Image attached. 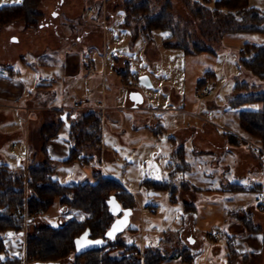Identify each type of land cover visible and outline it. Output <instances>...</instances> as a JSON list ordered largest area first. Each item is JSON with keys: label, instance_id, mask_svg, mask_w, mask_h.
I'll return each mask as SVG.
<instances>
[{"label": "rangeland", "instance_id": "1", "mask_svg": "<svg viewBox=\"0 0 264 264\" xmlns=\"http://www.w3.org/2000/svg\"><path fill=\"white\" fill-rule=\"evenodd\" d=\"M131 1L117 0L115 3L109 4V27L106 29H103L102 26H95L86 22L88 15L87 8L88 5L93 3V0L80 1L85 5L86 12H84L83 22L77 20L76 23H73L74 25L78 24L75 29L80 28V24H89L88 27L100 31L103 39L100 45L92 43L90 44L91 46H87L81 50L84 62L82 63V73L77 77L76 83L79 80L80 84L83 81L90 82L92 87L89 97L83 98L84 95L79 90L81 85L76 87L73 84L71 95L65 98V100L71 103L82 102L83 106L89 104L93 109L91 112H96L100 115L102 120L103 145L101 151L100 146L95 149H86L81 158L76 156L75 159H79L83 163L90 160L91 166L94 169L103 173L106 171V176L116 180L121 179L127 183L129 185L128 190L137 201V207L140 208L141 202L142 209H147L149 203H153L158 207L157 214L149 211L145 214L146 225L142 229H146V232L148 229L158 230L159 232L168 231L169 228L176 231L181 223L180 212L184 211V204L182 201H179L173 205L171 198L175 192L155 190L153 184L168 183L170 187L176 182H183L192 178L191 175H188V172L184 173L183 169L178 168V165L173 160L175 146L173 141L176 140L175 135L177 131H184L187 128L192 133L212 130L213 132H219L221 135V133L223 134L227 130L230 133L236 132L240 139H244L239 147L236 148L239 155H233L237 160L236 166L228 161V165L226 166H228L229 171H224L222 174L221 172H211L212 170L206 169V167H203L202 171L199 169L194 170V174L200 172L201 175L200 179L194 177V182L205 181L212 182L215 185L216 181L219 180L217 177H222V184L226 185L227 183L238 182L247 186L250 179L255 177L251 172H248L251 163L246 161L247 155L245 154H251L249 146L253 149L252 144H257L258 141L249 137L247 142V136L241 132L238 126V114L241 110H259L261 104L247 103L241 105L238 104V100L240 97H247L250 94L263 92L264 80H259L251 72L240 67L239 51L245 43L264 44V32L240 31L226 33L218 38H214L208 35V32H204L200 21L195 19L186 1L169 0L171 2L169 12L178 21L180 28L191 36V38L189 37L190 47L193 48L194 41H199L201 45L210 49L186 54L181 49L166 48L164 46V39L169 35L168 32L155 31L151 39L146 38L142 32L141 26L144 25V22L140 14L135 18L130 17L129 23L131 25L129 27L125 26L127 15L123 8L132 6ZM135 1L139 3L141 0ZM166 1L148 0L155 13L160 12L162 8L167 6ZM215 1L211 0L212 3ZM2 3L5 2L0 0V5ZM66 3L74 6L78 1L69 0ZM39 5L37 7L38 11ZM249 5L261 12L263 10L260 9H264V0H249ZM69 15H74V13H70ZM42 17L41 14V19L34 28H26L22 20L0 28V70L4 68L2 65L6 63H11L13 67L18 66L19 56L26 51L36 54L46 47L57 46L59 50L58 54L63 55L72 49L74 43L59 42L54 37L51 29L39 28V24L44 23ZM46 17L47 21L51 22V26L57 21L56 18L48 17V13ZM67 20L72 21L66 14H62V31L64 33L72 31V29H68L70 27L66 26L65 22H68ZM13 39H17V41L14 42ZM177 42L178 40L175 38L170 43L174 45ZM25 54L27 59L32 56V54L27 52ZM117 56L124 57L129 63L130 73L127 74L126 83L122 81V75H120L125 69V63L122 58H117L115 63L114 58ZM98 59L103 60L104 71L99 72V74L96 72L95 74L93 70L94 73L91 75L86 74L83 71L85 62L92 60L91 65L94 67V63ZM31 61L34 62L35 59L31 58ZM35 65L37 68L36 61ZM56 72H60L59 67H57ZM207 72H213L212 79H207ZM143 75L149 78L150 87L140 84L136 79L137 76L139 78ZM201 78L205 82L204 87H207L211 92L210 95L205 97H200L199 95L201 87L199 80ZM241 83H247L249 88L247 90H237V84ZM102 85L106 86V94L109 92L112 94L117 93V102L112 107L107 105L108 110H106V104L99 100ZM132 90L140 93L143 98V102L135 110L127 109L128 105L131 104L129 93ZM77 96L80 99L73 102V97ZM5 111V117H7L9 112ZM83 111V115L89 112ZM10 112L13 114V110ZM14 112L16 130L23 135L28 133L30 123L26 118L24 110H15ZM147 126H154L155 128L154 130H148ZM186 136L188 135L183 136L185 142L187 141ZM178 139H181V137ZM226 141L227 139L225 143H227ZM197 142L201 144L198 145ZM13 143L18 145V147L23 146L22 142L17 141H10L6 145L9 152H11L9 153V167L13 171L24 170L25 167L23 165L26 164V156L25 154H20L17 150L12 151L11 146ZM188 143H190L188 148L191 145L194 148V143L196 147L200 146L202 149H209L213 143H217V140L215 137H212L203 143L198 141L196 135H191ZM258 144V147L263 150V153H259L258 155L264 154V148L260 142ZM243 156L245 160L242 159ZM34 157L42 158L40 154H36ZM260 158L264 160V155ZM27 161L29 166L30 158H27ZM177 163L179 164V162ZM100 165L103 169L100 168ZM202 173L210 176H204ZM90 176L84 182H93V179H91L92 174ZM259 177L261 176L259 175ZM216 185L218 186V184ZM25 189H27L26 184ZM211 194L213 196L208 198L210 196L206 191L193 193V196L196 197L195 204L199 210L198 224L204 227L201 229V231H204V234H199L198 238L203 245H210V243L216 242L225 245L228 236L223 233L219 237H216V241L212 240L211 233L218 227L217 225H213L212 222L217 221L219 212L225 211L226 208L237 212L246 207H255L257 205L256 194L254 192L239 193L232 196L228 201L222 200L221 203L218 201L221 196L218 192L212 191ZM62 211L58 203L55 202L46 214L39 213L40 215L35 218L25 217V227L23 230L25 233H23V237L26 238L41 227H57L60 223L73 218V216L78 217L75 212L65 214ZM262 215L264 216V211L261 212ZM118 236V241L129 246L133 243L131 240L136 235L127 229L126 232L122 235L120 233ZM171 237L176 238L174 235H171ZM167 247L164 249H167ZM137 251L134 249L127 254L137 257ZM117 252L123 254L124 248L119 249ZM166 254L168 256V253ZM2 256L0 264H16L13 260L3 259ZM142 257L143 255L140 257L141 263L143 261ZM6 260L8 262H5ZM30 262L31 260L25 258L23 262L18 264H28ZM255 263H260V259H257ZM61 264H68V261H62Z\"/></svg>", "mask_w": 264, "mask_h": 264}, {"label": "crops", "instance_id": "2", "mask_svg": "<svg viewBox=\"0 0 264 264\" xmlns=\"http://www.w3.org/2000/svg\"><path fill=\"white\" fill-rule=\"evenodd\" d=\"M1 1L5 2L0 5L1 7L4 5L20 4L22 2V0H19V2H16V0ZM67 1L69 2V0H42L39 5V12L43 16L42 21H44V23H40L39 28L51 29L54 33V37L58 39L59 42L74 43L70 51L65 52L63 55H59L57 46L50 48L46 47L36 54L26 51L32 54L31 58L35 59L37 62V68L35 61L32 62L31 58L27 59L25 57L26 52L19 56L20 60L18 66L13 67L11 63L2 65L4 68L0 70V165L13 171L10 169L8 162L9 153L11 152H9L6 145L10 141L22 142V147H18V145L13 143L11 146L12 151L17 150L20 154L27 155V158H30V162H50L55 169L53 180L62 185L69 186L72 184L84 183L94 184L96 182L94 172L99 171L91 166L90 160L83 163L79 159H74L70 163H65L70 155L68 144L69 127L70 125L79 123L83 116V110H74V103L66 101L65 98L71 95L73 84H75L76 87L81 85L79 90H81V94L84 95L83 98L89 97L92 87L90 82L83 81V83L81 82L80 84L79 80L76 83L77 77L82 73V63L84 62L81 50L87 46H91L90 44L92 43L100 45L103 35L100 34L98 29L93 30L88 27L89 24H80L81 27L75 29L78 24L74 25L73 23H76L77 20L83 22L86 8L85 5L80 2L81 0H76L78 3L74 6L66 3ZM116 1L117 0H93V3L88 5L87 8L88 15L86 22L95 26H102L103 29L108 28V16L110 14L108 6ZM89 9H93V11L90 12ZM260 10L264 11L262 8ZM47 13L48 17L51 16L57 19L53 26H51V22L47 21ZM70 13H74V15H69ZM62 14H66V16L72 20H67L68 22L64 21L67 24L66 26L70 27L68 29H72V31H66L65 33L62 31ZM13 41L16 42L17 39H13ZM117 58H122L124 63L129 65L128 61L122 56L115 57V63ZM91 61L92 60H88L85 62L84 69L89 66L92 73L95 72V74L96 72L99 74V72L104 71L102 59L96 60L94 67L91 65ZM57 67H59L60 72H56ZM84 69L83 71H85ZM133 91L134 90L131 92ZM116 97L117 93L112 94L109 92L106 94V86L102 85L99 100L106 104V110H108L107 105L112 107L114 103L117 102ZM77 99L80 98L78 96L73 97V102ZM130 103L127 109L135 110L139 106L137 105L135 107L131 100ZM5 110L9 112L7 117H5ZM11 110H13V114L10 112ZM15 110H24L26 118L30 123L29 132L24 135L16 130ZM64 114L66 116L65 121L61 119ZM48 124L56 125L59 131L56 136L54 135V131L49 133V136L52 137L49 139L46 149L43 151V136L45 135L43 133V128ZM146 128L148 130H154L155 127L147 126ZM225 133L239 138L236 132L230 133L227 130H225L223 134L221 133V135L219 132H213L212 130L192 133V131L187 128L184 129V131H177L175 135L176 140L173 141L175 145L173 160L176 162V165H178V168L183 169L184 173L188 172V175L192 176L191 180L176 182L174 185L170 186L175 190V195L172 197L173 199L171 198V203L175 205L179 201H182L184 204V211L180 212L181 223L176 231L169 228L168 231L159 232L158 230L148 229L146 232V229H142L143 226L146 225L145 214L148 211L157 214L158 207L153 203H149L147 209H142V202L140 208L135 206L129 218L128 227L132 229L134 231L132 232L136 235L131 241L139 246L142 252H144L143 248L150 246L153 248L157 247L162 253H168L169 258L165 262L166 264H229V246L233 245L236 255L238 256L236 264H264V216H261V212L264 211V160L260 158L264 154L258 155L259 153L254 152L249 146L251 154H245L247 155L246 161L251 163L248 172H251L255 177L250 179L249 185L247 186L238 182L227 183L226 185L222 184V177H217L219 180H215V185H213L212 182L205 181H199L197 183L194 182L193 179L194 177L198 179L201 178L200 172H197L198 174H194L193 172L198 169L202 171L203 167L212 170L211 172H221L222 174L224 171H229L228 166H226L228 165V161L235 166L237 165V160L233 155H239L236 148H238L241 143H238L237 140L232 141L226 138L224 135ZM185 135H188L186 136V142L183 137ZM191 135H196L198 141L203 143L215 137L217 143H213L209 149H202L200 146L196 147L194 143V148H192V145L188 148ZM179 137H181V139H178ZM247 138L248 142L249 136H247ZM226 139L227 143H225ZM258 143L259 142H257V144ZM200 144L201 143H198V145ZM102 145L103 141L101 138L100 151ZM36 154H40L42 158H35L34 156ZM182 155L185 161L184 164L181 161ZM78 157L81 158L82 155ZM27 158L25 160L26 164L23 165V167L28 166ZM242 159L245 160L244 156ZM177 162H179V164ZM100 168L103 169L102 166ZM22 171L25 173V169ZM101 173L106 176V171ZM91 174L93 182H84L91 177ZM202 174H204V176H210L206 173ZM238 174L240 173L238 172ZM259 175L261 177H259ZM117 181L128 190L129 185L127 183L123 182L121 179H117ZM216 184H218V186ZM232 185L242 186L246 189L245 191H235L232 188L228 189V187ZM197 191H206L210 196L208 198L213 196L211 194L212 191L218 192L219 195H221L218 199L220 203L222 200H230L232 196L239 193L254 192L256 194L257 205L255 207H246L237 212L228 210L227 208L225 211H220L218 220L212 222L213 225L218 226L213 230V233H211L212 240L216 241V237H219L221 233L228 236V240L225 245L218 242L210 243V245H203L200 243L198 235L204 234V231H201L204 227L198 224L199 210L195 204L196 197L193 196V193ZM178 197L181 198V200H179ZM215 232L218 233L217 236H213ZM171 235L176 236V238H172ZM23 236V234L7 235L4 238L6 255L2 256L3 259L17 258L20 259L21 262L24 261L26 258V238ZM151 243L152 245H150ZM165 247H167V249H164ZM257 259H260V263H255Z\"/></svg>", "mask_w": 264, "mask_h": 264}, {"label": "trees", "instance_id": "3", "mask_svg": "<svg viewBox=\"0 0 264 264\" xmlns=\"http://www.w3.org/2000/svg\"><path fill=\"white\" fill-rule=\"evenodd\" d=\"M42 0H22L20 4L4 5L0 7V28L22 20L26 28H34L41 19V13L37 10ZM192 11L195 19L200 21L204 32L218 38L226 33L248 31L264 32V13L251 7L249 0H184ZM141 2V3H140ZM139 3L132 0V6L123 8L126 12L125 26L129 27L130 17L142 15L144 22L143 35L151 39L155 31L168 32L164 39L166 48L183 50L186 54L198 53L210 50L199 41L189 45L190 34L180 28L178 21L169 12L171 2L166 1L164 8L155 13L148 0ZM212 3V6H211ZM119 5V4H118ZM140 11V12H139ZM139 22V21H138ZM137 22V23H138ZM136 23V22H135ZM140 23V22H139ZM177 39L176 44L170 42ZM240 67L251 72L259 80H264V44L257 45L245 43L239 51ZM129 66L121 72L122 81L127 82ZM206 74V73H205ZM207 79L213 78V72H207ZM138 80V76L136 77ZM200 90L205 86L201 78ZM247 83L237 84V90L248 89ZM199 90V91H200ZM260 103L259 110H241L238 114V126L247 136L257 140L264 148V91L259 94H250L240 97L238 104ZM59 131L54 124H48L43 128V151L52 136L50 132ZM226 138L242 143L244 140L225 133ZM102 120L98 113L88 112L81 117V121L69 127V151L70 155L65 163H70L76 156L82 155L86 149H95L101 146ZM182 152V151H181ZM183 154V153H181ZM181 161L184 164L183 155ZM54 167L50 162H30L27 175L24 171H11L0 165V259L6 255L4 238L7 235H21L25 227V217H37L46 214L55 202L65 214L77 213L68 221L60 223L57 227L44 226L26 237V258L31 262H54L68 264H164L169 258L157 247L144 249L142 263L140 257H134L127 253L136 249L139 255L141 249L133 243L129 246L118 241V234L109 238L106 233L117 216L111 212V204L115 203V211L127 214L128 221L136 206L133 194L117 180L102 175L100 171L94 173V184L62 185L53 180ZM27 177V178H26ZM25 184L27 189H25ZM155 190H169L168 183L153 184ZM235 191H245L242 186L232 185ZM253 189V188H251ZM255 189V187H254ZM27 192V194H26ZM175 194H172L174 197ZM173 199V198H172ZM40 213V214H39ZM81 217V219H79ZM133 231L128 226L121 235ZM134 232V231H133ZM120 234V233H119ZM86 236L92 241H100L102 245L77 252L76 240ZM124 248L123 254L117 251ZM233 245L229 246V264H236L238 256ZM14 263H21L20 259H11ZM5 262H8V261Z\"/></svg>", "mask_w": 264, "mask_h": 264}, {"label": "water", "instance_id": "4", "mask_svg": "<svg viewBox=\"0 0 264 264\" xmlns=\"http://www.w3.org/2000/svg\"><path fill=\"white\" fill-rule=\"evenodd\" d=\"M138 81L140 84L151 86L150 80L147 76L143 75L138 78ZM130 100L133 102L134 106L141 104L143 101V98L140 93L133 91L130 93ZM62 120L65 121L66 116L65 114L61 117ZM111 212L114 213L117 218L112 223L110 229L106 233V236L109 238H114L117 234L121 233L128 225V217L125 212H123V215L121 217H118L119 211H115V203L112 202L111 204ZM22 234V233H21ZM79 242V243H78ZM99 245H102V243L98 240L92 241L90 239H87L86 236H83L81 239L76 240V250L77 252H81L84 250H87L89 248L97 247ZM28 264H60V263H54V262H30Z\"/></svg>", "mask_w": 264, "mask_h": 264}, {"label": "built area", "instance_id": "5", "mask_svg": "<svg viewBox=\"0 0 264 264\" xmlns=\"http://www.w3.org/2000/svg\"><path fill=\"white\" fill-rule=\"evenodd\" d=\"M89 11L92 12L93 10H92V9H89ZM85 72H86V74H90V73H92L91 68H90L89 66L86 67ZM210 93H211V92H210V90H209L207 87H203V88L199 91V95H200V97L208 96V95H210ZM101 105H103V104L101 103ZM73 109H74V110H86V111H89V112L93 110L92 107H91L89 104H86V106H83L82 102H74V104H73ZM95 109H96V108H95ZM251 144H252V143H251ZM252 146H253V151H254V152H256V153L263 152V150H262L261 148L258 147V144L253 143ZM25 156H26V158H27V155H25ZM27 168H28V166L25 167V175H27ZM26 178H27V177H26ZM23 233H25V232L23 231ZM217 235H218L217 232H215V233L213 234V236H217ZM142 255H143V252L141 251L140 254H139L138 256L141 257Z\"/></svg>", "mask_w": 264, "mask_h": 264}, {"label": "flooded vegetation", "instance_id": "6", "mask_svg": "<svg viewBox=\"0 0 264 264\" xmlns=\"http://www.w3.org/2000/svg\"><path fill=\"white\" fill-rule=\"evenodd\" d=\"M122 215H123V214H122ZM122 215H121V216H122ZM121 216L118 214V217H121Z\"/></svg>", "mask_w": 264, "mask_h": 264}, {"label": "snow or ice", "instance_id": "7", "mask_svg": "<svg viewBox=\"0 0 264 264\" xmlns=\"http://www.w3.org/2000/svg\"><path fill=\"white\" fill-rule=\"evenodd\" d=\"M16 2H19V0H16ZM79 243V242H78Z\"/></svg>", "mask_w": 264, "mask_h": 264}]
</instances>
